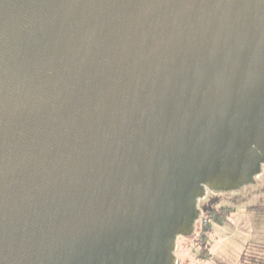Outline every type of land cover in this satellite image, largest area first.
Returning <instances> with one entry per match:
<instances>
[{"label": "water", "instance_id": "1", "mask_svg": "<svg viewBox=\"0 0 264 264\" xmlns=\"http://www.w3.org/2000/svg\"><path fill=\"white\" fill-rule=\"evenodd\" d=\"M263 165L264 0H0V264H177Z\"/></svg>", "mask_w": 264, "mask_h": 264}, {"label": "rangeland", "instance_id": "2", "mask_svg": "<svg viewBox=\"0 0 264 264\" xmlns=\"http://www.w3.org/2000/svg\"><path fill=\"white\" fill-rule=\"evenodd\" d=\"M253 181L254 184L250 183L237 191H209L199 201L200 216L193 233L176 240L175 257L179 264H220L219 260L223 261L222 264H228L236 261L248 245L264 244V165ZM211 209L216 213L218 211V215L213 213V218L210 217L203 228L201 219ZM206 246L214 251L211 257L203 261L202 254L206 250L201 248Z\"/></svg>", "mask_w": 264, "mask_h": 264}, {"label": "trees", "instance_id": "3", "mask_svg": "<svg viewBox=\"0 0 264 264\" xmlns=\"http://www.w3.org/2000/svg\"><path fill=\"white\" fill-rule=\"evenodd\" d=\"M211 209L210 213L217 214ZM222 213V212H220ZM218 215V214H217ZM202 245V244H201ZM205 245H202V247ZM205 250V248H201ZM229 264H264V244H250L240 253L236 261Z\"/></svg>", "mask_w": 264, "mask_h": 264}, {"label": "crops", "instance_id": "4", "mask_svg": "<svg viewBox=\"0 0 264 264\" xmlns=\"http://www.w3.org/2000/svg\"><path fill=\"white\" fill-rule=\"evenodd\" d=\"M208 246H206V248H205L206 252H203V254H202L203 256L201 255L202 259H204L203 261H206L207 260L206 258L211 257L212 254H213V251H214L213 248L212 247H208ZM214 248H216V247H214ZM212 259H213V257H212ZM219 262H220V264L223 263V261H220V260H219ZM210 263L213 264L212 262H210ZM177 264H179L178 261H177Z\"/></svg>", "mask_w": 264, "mask_h": 264}, {"label": "built area", "instance_id": "5", "mask_svg": "<svg viewBox=\"0 0 264 264\" xmlns=\"http://www.w3.org/2000/svg\"><path fill=\"white\" fill-rule=\"evenodd\" d=\"M214 214L213 213H208L207 215H204V217H202L201 219V224L202 227L204 228L207 223L209 222L210 217L213 218Z\"/></svg>", "mask_w": 264, "mask_h": 264}, {"label": "flooded vegetation", "instance_id": "6", "mask_svg": "<svg viewBox=\"0 0 264 264\" xmlns=\"http://www.w3.org/2000/svg\"><path fill=\"white\" fill-rule=\"evenodd\" d=\"M209 193H210V192H209V191H207V192H206V195H208ZM206 195H205V196H206Z\"/></svg>", "mask_w": 264, "mask_h": 264}]
</instances>
